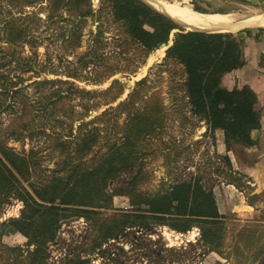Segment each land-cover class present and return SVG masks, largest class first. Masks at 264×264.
Returning <instances> with one entry per match:
<instances>
[{"label": "trees", "instance_id": "obj_1", "mask_svg": "<svg viewBox=\"0 0 264 264\" xmlns=\"http://www.w3.org/2000/svg\"><path fill=\"white\" fill-rule=\"evenodd\" d=\"M11 1L25 7V0ZM49 1V19L62 17L66 12L76 22L66 42L74 50L82 42L88 20L97 24L91 49L84 56L89 59L81 61V68L89 70L90 76L95 75L91 82L97 85L117 73L109 67V57L129 62L127 68L135 62L134 68H128L126 73L135 75L160 45L169 46L173 33L179 30L164 60L166 65L181 68L178 82L171 77L170 93L175 94L176 101L182 102L185 120L197 119L194 129L204 122L208 130L203 138H211L214 147L216 131L224 133L228 151L238 152L256 145L252 132L262 129L261 114L255 108L257 95L247 86L232 91L222 86L226 75L246 64L244 41L238 36L187 32L141 0H99L97 9L92 0ZM35 19L32 15L15 18L10 14L0 21V207L10 199H17L24 205L18 217L0 223V238L9 229V233L15 230L27 239L25 247L1 245V264H51L49 245L57 242L62 223L71 218L96 217L99 214L96 210H109L115 195L120 194L131 196L133 208L99 223L98 236L89 257L74 260L73 264H93L98 259H94L92 253L101 258L107 256L117 263L118 254L112 252L111 247L119 237H130L132 231L153 232L160 227L182 234L199 229L205 252L220 254L227 222L217 214L212 193L201 177L178 182L157 194L138 189L144 160L154 154L155 143L168 126V108L160 92L150 94V78L137 82L125 101L92 121L95 125L96 121L113 114L112 127L117 139L106 141L107 152L86 161L102 143L109 125L88 130V124L83 123L77 127L81 134L76 137L75 107L71 101L74 96L83 100L104 97L106 101L97 102L92 108L110 106L124 96V84L115 80L106 91L96 92L80 89L67 80H38L54 72L48 71L47 63L39 60L42 46L32 33L31 24L33 21L41 25L42 20ZM112 27L117 33L113 37L117 51L107 53L110 43L105 35ZM245 33L251 35L252 32ZM102 69L104 73H97ZM67 78L77 80L78 75L72 73ZM28 81L36 86L33 98L25 93L27 86L24 85ZM34 98L41 101V107L36 106ZM64 128L69 130V135L59 131ZM42 136L50 137L56 149L73 148L75 155L68 154L49 181L37 187L31 182V172L40 163V152L19 153L9 147V143H24L28 137ZM215 154L230 170L225 174L218 169L225 175V181L244 191V180L249 182V178L235 171L228 155ZM138 167L126 191L109 193L111 183ZM24 184H28L31 191Z\"/></svg>", "mask_w": 264, "mask_h": 264}, {"label": "rangeland", "instance_id": "obj_2", "mask_svg": "<svg viewBox=\"0 0 264 264\" xmlns=\"http://www.w3.org/2000/svg\"><path fill=\"white\" fill-rule=\"evenodd\" d=\"M143 1L149 3L147 0ZM157 1L169 4L177 3L178 5L180 3V5L187 6L192 10L199 9L206 13L232 15L240 22L256 15L264 16V0ZM92 4L97 9L99 0H92ZM24 5L25 7H22L18 2L12 3L11 0H0V21L10 17V14L15 18L25 17L26 15H32L34 19L41 18V25L32 21V33L38 38V44L42 46L39 49V60L41 63L46 62L47 70L54 72V75H43L38 80H67L75 83L80 89L96 92L106 91L115 80H119L124 84V96L119 102L110 106L99 109L92 108L97 102L103 103L106 101L107 98L104 97L94 99L86 97L83 100L74 96L73 101H71V105L75 107L73 125L75 134L76 132L78 134L76 137L81 134L80 130L77 131V127L83 123L88 124V130L97 126L109 125L107 129L109 132H104L102 143L94 148L93 153L89 154L86 161H90L93 156L99 157L107 152L106 141L117 139L116 131L112 127L113 114L96 121L95 125L92 124V121L102 117V114L110 107H117L120 102L125 101L135 88L136 83L149 77L151 81L150 94L160 92L164 104L168 108V126L162 132L160 140L158 139L155 143L154 154L144 160V172L138 182L139 191L157 194L168 190L170 186L178 182L189 181L193 177H201L211 193L215 194V189L218 195V204L224 210V202L219 194L222 192L220 182L226 179L225 175H221L218 169L223 170L225 174L230 170L222 158H216L211 138H203L204 133L207 131L205 123H200L194 129L193 124L198 123L197 119L187 122L185 116H183L182 102L176 101L175 94L170 93L171 77H174L178 82L181 76V68L166 65L164 59L167 48L159 47L135 75L126 74L129 71L128 68H134L135 62L127 68L129 62L109 57L107 63L117 73L112 78L105 79L102 84H93L91 81H93L92 78L95 75L90 76L89 70L82 69L81 61L89 59V57L84 56L91 49L93 36L96 34L97 24L94 23V20H88L83 30L82 42L74 50L70 46L68 47L66 42L71 35V31L75 28L76 22L71 20L72 18L66 12L61 14L62 17L53 20L49 19V0H25ZM255 28L260 27L251 29ZM178 32L179 30L175 31L173 35ZM116 35L114 27L106 31L105 38L109 39L110 43L106 50L107 53L112 50L117 51L115 41H113V37ZM99 72L102 74L105 69L99 70L97 73ZM72 73L78 75L77 80L67 78ZM32 82L28 81L24 85L27 86L26 95L31 98L36 93V86L31 85ZM34 100L37 107L42 106L39 99L34 98ZM140 106H143V104ZM123 121L124 118L120 120V123L122 124ZM59 131L69 135L68 129L65 130L64 128V130L60 129ZM48 134L50 133L48 132ZM73 143L75 144V142ZM9 147L14 148L19 153L23 151L28 153L31 150L40 152V163L37 164L38 166L33 167L35 170L31 172V182L37 187L49 181L54 172L63 165L68 154L75 155L71 147L67 151L54 148L48 136L35 139L28 137L24 143L10 142ZM138 169L139 167L111 183L108 189L109 193L126 191L128 183L135 177ZM244 183L246 185L244 194L247 198L251 185L246 180H244ZM24 185L29 189L28 184ZM235 193L232 190L228 194L231 201L229 203L230 207L241 204ZM132 202L131 196L128 194L115 195L109 210H96L99 213L98 216L90 219L71 218L63 222L57 242L49 245L51 255L49 262L51 264H73L74 260L79 261L82 258L89 257L88 255L92 252V247L98 236V224L110 217L112 218L117 213L131 210L133 208ZM248 202L257 204L261 209L255 212L237 209L236 212H228L222 217L227 222V231L220 254L205 252L200 243L201 234L199 229H193L189 233L182 234L167 227H160L153 232L132 231L130 237H119L111 247L112 252L118 254L117 263L107 256L101 258V255L92 253L91 256L98 259L93 264H264V195L255 199L249 198ZM23 206L17 199H10L1 205L0 223L18 217ZM9 231V229H6L0 238V255L1 245L13 248L17 246L25 247L27 243V239L21 234L15 230H13V233H9Z\"/></svg>", "mask_w": 264, "mask_h": 264}, {"label": "crops", "instance_id": "obj_3", "mask_svg": "<svg viewBox=\"0 0 264 264\" xmlns=\"http://www.w3.org/2000/svg\"><path fill=\"white\" fill-rule=\"evenodd\" d=\"M199 13L207 14L206 12ZM222 15L224 14L222 13ZM255 29L258 30L254 31ZM255 29L246 28L235 33H208H229L238 36L239 39L244 41L243 58L246 64L243 68L226 75L223 78L222 86L230 91L234 89L240 90L246 86L250 87L257 95L258 102L255 108L261 114L262 123V129L253 131L251 135L252 139L256 142V145L250 149H239L238 152L228 151L224 133L222 131H216L215 152L221 157L228 155L231 158L235 171L247 176L249 178V184L251 185V190L248 194L249 196L246 198L243 190H239L225 181H219L221 183L220 189L222 191L219 195L224 202V210H222L218 204V195L216 194L215 189V194L212 193V196L217 214L220 217H223L228 212H236L237 209L247 212L250 210L253 212L259 211L261 207L257 204H250L248 199H255L256 197L264 195V28L260 27ZM247 30L252 32L251 35L245 33ZM231 189L236 192L235 194H237V197L240 199L241 204L239 206H229L231 201L228 194L232 192Z\"/></svg>", "mask_w": 264, "mask_h": 264}, {"label": "bare ground", "instance_id": "obj_4", "mask_svg": "<svg viewBox=\"0 0 264 264\" xmlns=\"http://www.w3.org/2000/svg\"><path fill=\"white\" fill-rule=\"evenodd\" d=\"M147 1L150 4L146 3L151 7L167 13L169 16L183 23L189 30H200L206 32H238L246 28H254L258 26L264 28V16L261 15H256L250 19L240 22L232 15H222V13H199L187 6L180 5V3L178 5L177 3L169 4L157 0Z\"/></svg>", "mask_w": 264, "mask_h": 264}, {"label": "water", "instance_id": "obj_5", "mask_svg": "<svg viewBox=\"0 0 264 264\" xmlns=\"http://www.w3.org/2000/svg\"><path fill=\"white\" fill-rule=\"evenodd\" d=\"M143 1V0H142ZM145 4H147L145 1H143ZM149 5V4H147ZM150 6V5H149ZM151 7V6H150ZM153 8V7H152ZM154 10L160 12L161 14H163L164 16H166L167 18H169L170 20H172L180 29H185V31L187 32H201V33H209V32H206V31H200V30H189L183 23H181L180 21L174 19L173 17L169 16L167 13L163 12V11H159L155 8H153ZM174 35L171 37V42L169 44V46H167L166 44H163V45H160L159 47H164V48H169L170 46H172L173 44V40H174ZM206 128L208 129V126H206Z\"/></svg>", "mask_w": 264, "mask_h": 264}]
</instances>
